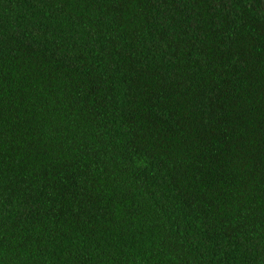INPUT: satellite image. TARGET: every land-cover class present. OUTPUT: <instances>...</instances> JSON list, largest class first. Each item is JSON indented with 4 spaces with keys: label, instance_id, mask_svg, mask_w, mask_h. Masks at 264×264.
I'll return each instance as SVG.
<instances>
[{
    "label": "trees",
    "instance_id": "1",
    "mask_svg": "<svg viewBox=\"0 0 264 264\" xmlns=\"http://www.w3.org/2000/svg\"><path fill=\"white\" fill-rule=\"evenodd\" d=\"M0 264H264V0H0Z\"/></svg>",
    "mask_w": 264,
    "mask_h": 264
}]
</instances>
